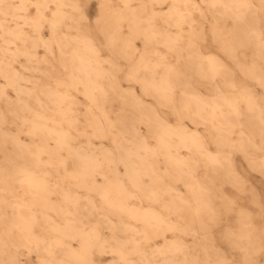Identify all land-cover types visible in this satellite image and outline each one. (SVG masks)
I'll list each match as a JSON object with an SVG mask.
<instances>
[{"label": "bare ground", "instance_id": "1", "mask_svg": "<svg viewBox=\"0 0 264 264\" xmlns=\"http://www.w3.org/2000/svg\"><path fill=\"white\" fill-rule=\"evenodd\" d=\"M112 2L119 10L110 8ZM224 2L232 5L231 10L212 9L207 0H191V19L178 28L175 8L185 11L182 2L98 0L94 23L102 36L99 44L81 30L88 20L82 0L11 4L3 0L0 149L9 145L14 150L3 153L0 166V260L4 264H42L49 259L46 246L63 259L78 252L95 228L103 247L98 244L92 249L91 264H119L120 257L112 249L116 241L132 240L135 234L126 230L134 228L147 236L141 244L146 253L174 246L182 249L175 256L157 255L155 264H164L165 259L173 264H224L229 258L222 255L224 248L216 244L212 228L232 212L235 224L224 226V241L241 252V263L264 264L258 261L264 254V226L252 222L248 209H235V200L224 192L225 184H230L239 191L247 189L257 205L260 198L245 170H240L236 155L241 154L248 167L264 178V0ZM30 7L29 16L18 12ZM46 29L48 36L42 34ZM38 47L65 71V78L53 82L62 89L22 87L23 82L40 85L15 67L18 63L28 68L21 59L49 62L46 55L36 58ZM91 57L100 61L101 69L92 82L72 89L69 65L78 66ZM119 59L133 60L122 75L115 62ZM141 61L149 70L137 75ZM7 88L15 94H8ZM124 93L134 112L112 116L113 103L122 100ZM37 114L52 121L48 136L32 133ZM134 152L144 157L142 162L129 159ZM94 157L103 166L90 173L88 161ZM41 172H46L50 184L67 189L50 196L49 211L42 214L26 182L29 174ZM117 181L133 196L114 211L100 198ZM89 187L92 193L83 190ZM73 199L74 209L65 203ZM32 221H37L33 238L45 240L46 245L25 240L21 227ZM73 222L81 239L46 231L45 224L63 229ZM187 236L196 243L186 242ZM135 239L142 241L144 236ZM157 239L161 243H155ZM196 246L201 251H194ZM132 247L129 244L126 251ZM209 249L213 254L205 260L195 255L208 254ZM208 257H213L212 263Z\"/></svg>", "mask_w": 264, "mask_h": 264}, {"label": "clouds", "instance_id": "2", "mask_svg": "<svg viewBox=\"0 0 264 264\" xmlns=\"http://www.w3.org/2000/svg\"><path fill=\"white\" fill-rule=\"evenodd\" d=\"M177 4L183 3V6L185 8V11L181 12L179 8H175L176 10V17H178L176 21V27L180 28L185 23H188L191 19V12L188 11V6L191 4V0H176ZM203 2V0H202ZM3 0H0V5H2ZM208 6L212 9L216 8H224L226 11L231 10L232 5L231 4H225L224 0H207ZM193 10L199 11L198 7L195 5H192ZM101 69V63L99 60H97L95 57L89 58L85 63L77 65H69V71H71L73 75V81H72V89H76L78 86H81L82 83H90L93 81V79L96 77L97 72ZM149 68L147 67L146 63L144 61H141L140 64L136 68L137 75H139L141 72H147ZM106 76H110V73L104 72ZM83 77V79H81ZM189 107L188 104H186V108ZM32 123V133L39 134V135H49L52 132V121H44L42 120L39 115L37 114L35 119L31 122ZM133 157L139 159L141 162L143 161L144 157H141L139 153H129V159H132ZM89 168L88 171L96 172L97 169L101 168L102 162L99 157H94L88 161ZM42 169V168H40ZM27 184L29 185V188L31 190V193L33 195V204L36 207L40 208V214L46 213L49 211L47 208V200L52 195H60L62 191H66V188H61V185L59 183L53 184L49 183V177L46 175V172H41L39 175L33 173L29 174L26 180ZM133 187L137 189V185L135 182H133ZM89 193H92L91 187L83 189ZM138 190V189H137ZM167 194V193H166ZM132 195L127 192L126 189H124L123 185L119 183L118 181L116 183L111 184L101 195L102 202L112 210L118 209V207L127 199L129 196ZM133 196V195H132ZM81 199V197H80ZM200 203V201H197ZM65 203L71 204L72 208H75V204L77 201L73 199L72 201H65ZM203 207H207L204 205ZM74 214V213H69ZM37 221H32L28 224V226L25 228L21 227V231L25 235V240L31 244L36 246L46 245L45 240L39 239L36 240L32 236V228L35 226ZM148 225V226H152ZM157 225V224H156ZM159 226V225H157ZM46 231L47 233L51 231H63L64 233H71L73 234L70 238L81 239V236L75 233V227L76 223H69L63 227V229L56 228V229H50L46 224ZM112 228H117V225H112ZM82 231V230H81ZM126 231L134 233L135 236H144V240L142 241H136L135 236L132 240L128 241L127 243H120L119 241H116L117 246L112 249L113 254L120 257L119 264H155V257L157 255L159 256H175L176 254L180 253L182 251L181 248L174 246L172 249H169L167 251L157 249L154 253H146L143 248L141 247V244L147 242V236L145 233L137 232V230L134 229H127ZM66 238H69V235H67ZM100 245L103 247V242L100 240V236L96 230V228L93 230V233L82 243L81 248L76 253H67L63 259H57L55 255V250L51 247L46 246L45 251L49 257L48 260L43 261L42 264H91V251L94 247L97 245ZM132 244V250L126 251L128 248V245ZM3 253L0 252V256H2ZM138 257L139 259L133 260L131 257ZM0 264H4L2 260H0ZM164 264H173L172 260L165 259Z\"/></svg>", "mask_w": 264, "mask_h": 264}, {"label": "rangeland", "instance_id": "3", "mask_svg": "<svg viewBox=\"0 0 264 264\" xmlns=\"http://www.w3.org/2000/svg\"><path fill=\"white\" fill-rule=\"evenodd\" d=\"M6 1L9 2L10 4L15 3V0H6ZM82 2H84V4H85V12H86V15L89 19L88 24L90 25V30L87 33L82 28V24L80 26L81 30L85 31V33H87V34H91L96 39V41L100 44L102 42V36L99 34V32H97V28H96L95 23H94L95 17L98 16V0H82ZM111 6L115 7V5H113V4L112 5L110 4V7ZM32 10L33 9L30 7L29 9H27L25 11H18V12L21 13L22 15H28L29 16L33 13ZM48 14H49V11H48ZM7 18H10V17L7 16ZM8 24L11 25V24H13V22H9ZM263 26H264V23H263ZM26 30L30 32L29 28H26ZM48 33L49 32L46 29L43 31L42 34L44 36H48ZM208 40H209V42L211 41V39H208ZM137 45L139 48L142 47V44L140 41H137ZM210 47L212 50H215L214 44H212ZM41 55H44V56L46 55L49 58V62H41L39 60L38 61L33 60L31 62H27L25 59H21L20 60V61H22L21 64L28 65L27 69L21 67V65L18 63L15 64V67L24 75L25 78H27L28 80H38L40 83V85H32L31 83L23 82L22 87L23 88H31V89H35V90L44 89V88L62 89L63 87H58L53 82L56 79L65 78V76H66L65 71L58 65L57 61L55 59H53V56H50L42 48L38 47L36 49V58H40ZM115 62L119 66H121L122 70L120 71V74L122 75L123 72L128 71V68L132 65L133 60L128 61V60L119 59V60H116ZM131 86L136 88L137 90H139V87H137V86L125 85V87H131ZM256 89L258 91H261L260 88H258V87H256ZM7 90L9 92L8 94H10V95L15 94L11 88H7ZM76 94H78V93H76ZM123 95H124V98L122 100L119 98H116V101L113 103L114 107L112 108V111H113L112 116H116L119 113H133L134 112V109L131 108L132 102L129 100L128 94L124 93ZM156 106H157V109L160 111L170 112V110L167 108H161L158 105H156ZM163 115L166 119H168V121L172 120V118L167 116L166 114H163ZM10 128L12 129V131H15V126H11ZM21 137L23 139L25 138V136L23 134L21 135ZM3 153H14V150L9 145H7L5 148L0 149V166L1 165L3 166ZM258 154H260V153H258ZM236 162L239 164L240 170L241 171L245 170L249 180L252 182V184H254L256 186V189H257L258 193L260 194V198L258 199V205L254 203V200L252 199V196L250 195V193L248 192L247 189H246V191L245 190L239 191L238 189L232 187L230 184H225L224 192L228 196L232 197L235 200V202L233 204L235 209H238L240 207L248 209L251 212L252 222L255 225L262 228L264 226V178H262V176L259 173L254 172L253 170H251L248 167V164L246 163L244 157L241 154L236 155ZM0 169H1V167H0ZM256 178H258V179H256ZM254 180H256V181H254ZM261 206H263V210H261V208H260ZM235 215H236V213L232 212V214H229L227 218L222 217V220L219 223L215 224V226L212 228V233H213L214 238L216 239V244L218 243L217 245L219 247H221L222 249L224 248L225 253L222 255H224L226 258H229L228 260L225 261L224 264H243L240 262L241 261V255H242L241 252L237 251V250L235 251V249L230 248L232 246L229 247V245H227V242L224 241V238L222 237V233H223L222 231L224 230V226L225 225L232 226L233 224H235V217H236ZM217 226H220V227H217ZM168 236H170V235H168ZM261 238H264V237H261ZM185 240L188 243H194V244L196 243L195 238H192L190 236L185 237ZM156 241H155V243L159 244V243H161L162 239H157ZM190 245H192V244H190ZM193 248H194V251L195 250L201 251L200 248H198L197 246L193 247ZM146 250H149V249L147 248ZM207 251H210V252H208V254H204V253L202 254L200 252L199 253L197 252L198 254L196 253L195 255H197L199 258H202L201 260H205L207 256H210L211 254H213V253H211V249H209ZM31 258L34 262L36 261L35 255H32ZM208 258H209V262L212 263L213 257H211V258L208 257ZM108 259L109 258H107L105 260H108ZM258 261H261V262L264 261V254H261L258 257Z\"/></svg>", "mask_w": 264, "mask_h": 264}, {"label": "crops", "instance_id": "4", "mask_svg": "<svg viewBox=\"0 0 264 264\" xmlns=\"http://www.w3.org/2000/svg\"><path fill=\"white\" fill-rule=\"evenodd\" d=\"M82 4V7H83V9L85 10V4H84V2H82L81 3ZM115 5V7L114 6H111L110 8L112 9V10H119V5L116 3V2H112L111 3V5ZM85 14H86V12H85ZM98 15H99V10H98ZM87 16V15H86ZM98 17V16H97ZM88 18V17H87ZM89 23V19L87 20V23H85L84 24V26L82 27L87 33L89 32V30H90V25L88 24ZM97 28V27H96ZM92 29V28H91ZM97 32H98V29H97ZM88 35H90V36H92L91 34H88Z\"/></svg>", "mask_w": 264, "mask_h": 264}]
</instances>
